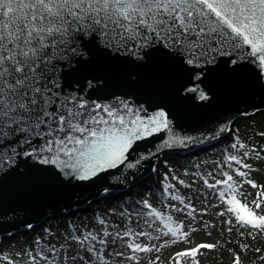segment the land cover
Returning <instances> with one entry per match:
<instances>
[{"label":"snow or ice","instance_id":"1","mask_svg":"<svg viewBox=\"0 0 264 264\" xmlns=\"http://www.w3.org/2000/svg\"><path fill=\"white\" fill-rule=\"evenodd\" d=\"M93 48L136 64L144 63L151 51L162 49L178 57L186 73L197 79L207 74L209 66L216 67L222 57H232L223 61L230 70L244 69L251 63L264 69V0H0V178L32 167L68 183L86 182L125 165L136 142L170 128L163 110L145 119L141 115L143 105L134 106L131 98L94 97L93 93L104 86L101 79L85 77L68 86L69 74L80 72L90 62ZM200 99L208 100L209 96L201 92ZM186 139L173 136L171 142L164 143L172 147L184 144ZM238 145L245 147L237 141L232 148ZM248 155L244 153L245 158ZM226 159L229 166L234 162L251 171V165L236 155ZM136 164L128 162L126 166L133 168ZM248 171L237 169L235 175L246 177ZM222 175L224 179L215 184L204 179L208 189L227 187V193L220 190L218 198L228 207L218 215L232 213L240 226L264 233V215L254 210L260 209L264 201V186L250 179L243 181L252 188H261L252 208L237 199L244 194L237 191L233 175ZM172 187L166 184L165 194ZM171 199L183 205L174 211L187 209L186 215L196 219L193 214L197 210L191 203H185L178 194H172ZM142 207L148 211H133L140 217L160 219L167 229L162 234L170 235L172 243L187 238L183 224L173 228L172 217L162 216L147 200ZM127 215L126 230L109 231L105 221L99 219L103 226L100 232L85 231L77 236L73 230L70 239L79 247L62 246L59 256L54 248L49 251L63 264H113L117 258L120 264H139L138 254L159 253L167 241L159 246L139 242L141 237L151 241L160 236L134 230L132 213ZM144 222L152 228L149 220ZM225 223L231 225L232 221ZM215 247L201 243L177 252L173 260L181 264L178 257H191L194 264H199L196 254ZM38 255L53 264L43 253ZM29 256L36 261L31 253ZM158 261L159 256L149 258L147 264ZM233 264H241L239 256Z\"/></svg>","mask_w":264,"mask_h":264},{"label":"water","instance_id":"2","mask_svg":"<svg viewBox=\"0 0 264 264\" xmlns=\"http://www.w3.org/2000/svg\"><path fill=\"white\" fill-rule=\"evenodd\" d=\"M90 55V62L80 72L69 74V87L73 81L85 77L101 79L104 86L93 93L94 97L131 98L134 106L143 105L145 111L141 115L145 119L163 110L170 128L136 142L125 165L86 182L68 183L32 167L3 176L0 178V241L18 233H29L46 220L65 216L123 191L146 175H155V163L161 161L163 154L185 155L212 146L228 135L236 120L264 113L261 84L264 69L256 63L230 70L223 61L232 57H222L216 67L209 66L207 74L197 79L186 73L178 57L162 49L148 53L142 64L113 58L95 48ZM193 88L197 91H189ZM201 92L209 99L201 100ZM221 128L226 130L221 132ZM173 136L189 139L182 145L165 146L164 142H171ZM128 162L136 166L128 168Z\"/></svg>","mask_w":264,"mask_h":264},{"label":"rangeland","instance_id":"3","mask_svg":"<svg viewBox=\"0 0 264 264\" xmlns=\"http://www.w3.org/2000/svg\"><path fill=\"white\" fill-rule=\"evenodd\" d=\"M263 120L264 119L257 117L256 119L249 121L250 123L257 125L251 126L250 123L248 124L246 122L247 124H244L241 127V131L244 132L242 133L243 137L241 140L246 147L240 148L238 146L235 149L237 152L236 156L242 159L244 163L251 165V171L234 166V169L248 171L246 177H238L235 175L239 183V189H248L253 195H256L257 188H252L249 184L243 183V181L250 179L259 186L261 181H264V135H261L264 133ZM253 149L255 151H253ZM245 152L249 153L246 158L244 157ZM257 153H259V156H257ZM202 155L204 156V153H202ZM184 159V157H181L180 159L172 158V163H179L180 161L182 165L186 166H183V169L179 172L182 177L181 179L174 182L172 180L170 181V184L173 185V187L169 189L175 190V188H177L179 192L170 194L180 195L185 203H191V205L196 208L197 212L193 214L196 217L195 220H192L191 217L186 215V212L188 211L187 209H185L184 212L174 211L173 209L175 207L182 208L183 205H181L179 201L172 200L171 196L167 197L163 202H159V199L155 198L156 196L152 188L147 189L143 199L147 200L149 203L152 202V207L160 212L162 216H171V226L173 228L177 225L183 224L182 231L188 232L187 238L177 243H172L171 241L173 238L170 235L164 236L162 234L163 232H166L167 229L163 227V223L160 219L155 216H138L135 211H133L134 209L142 210L141 207L138 206V203L130 197H124L123 200H119V195L111 196L112 198L110 199L111 201L109 200V208H107L108 206L105 205V203L98 204V209L100 210V216H98V219L91 218L90 222L86 220L77 222L76 226L72 228L76 230L75 235L80 236L85 231L100 232L103 226L99 224V219L105 221L109 226V231L126 230L125 225L129 223V217L127 214L131 212V227H133L134 230L148 231L152 236H160L159 240L151 241H149L147 237H141L139 238V242L148 245L156 244L159 246L167 241L165 247L162 248L159 253L152 252L139 254L141 257L139 264H147L149 258L156 259L157 256H159L158 264H175L173 257L177 252L195 248L201 243H211L216 245V247L212 250L201 249L200 252L196 254L195 259L199 261V264H212L209 261H212L213 255H216L219 252V248L222 247L224 236L226 234V223L218 217V211L214 207L215 203L219 201L217 193L214 188L208 189L205 186L202 176L204 175V172H208L207 169L209 168L219 170V161L217 159L212 160L208 157H204L196 162L186 163ZM232 163L233 165H237L234 162ZM180 180L184 181V184H180ZM123 201H126V203L122 204ZM59 219L64 218L59 217L48 221L46 225L47 227H50L49 230L51 232L43 230V232L46 233L33 243L31 250L22 255L23 258H18L17 256L10 258V255L12 253L14 254L22 243L21 234L12 237V239H10V244L0 251V263L7 264V260L4 259L6 257L8 260L12 261V264H48L46 260L40 259L38 255L39 253H43V255L47 256L50 260H53V264H63L62 260H57L53 257V254L49 249L54 248L59 256L62 255V246L63 248H67L70 244L75 245V242L70 239L73 232L65 229L64 223L63 225L61 224L60 230L57 229L54 223ZM145 219L149 220L152 224V228H149L148 225L145 224ZM205 222L208 224L207 227H205ZM156 228H160L161 231H154ZM193 228L195 231H192ZM38 241L39 243H37ZM75 246L79 247L78 245ZM29 253L36 257L35 262L32 261ZM177 259L181 261V264H194L191 257H178ZM240 260L241 264H243L244 258L241 257ZM113 264H120L119 259L117 258L114 260ZM125 264H134V262L126 261Z\"/></svg>","mask_w":264,"mask_h":264},{"label":"trees","instance_id":"4","mask_svg":"<svg viewBox=\"0 0 264 264\" xmlns=\"http://www.w3.org/2000/svg\"><path fill=\"white\" fill-rule=\"evenodd\" d=\"M258 117L264 119V114ZM256 118L257 117L252 118L250 120H239L236 123H234L229 135L223 138L222 140H220L219 143L215 145L213 148H211L209 151H207L204 156L194 154L189 158L186 157L188 161H192V162H196L197 160L204 157H208L212 160L217 159L219 161L220 169L218 171L215 169H208V172L203 173L204 174L202 176L203 179H207L209 183L215 184L216 180L224 179L222 173L227 172L229 175H233L234 180L237 181L238 183V180L233 173L234 165L231 162L229 166V162L227 161L226 158L230 155H237V152L235 150L236 148L235 149L232 148V144L236 143L237 141H239V143L244 144L243 141L241 140V138L243 137L241 127L246 122L250 123L249 121H252ZM252 125H257V124H252ZM173 156L174 155L171 154L170 155L166 154L165 156H163L164 166L160 170V176H162V178H159L160 181L158 185H155L150 180L151 178L148 177L132 185L129 190L134 194H136L137 196H140L141 194H143V191H145V186L152 184L157 193L162 195L165 194L164 186L167 184L166 178L176 177L177 171H180V168L182 167L181 163H176V164H171L172 162L169 163L170 160H172ZM237 167H239V165ZM209 173H211L212 175L209 176ZM163 177H165V179H163ZM261 186H264V182ZM214 189L216 190L217 195L220 190H224L226 193L228 191L226 186H221V185H218ZM237 191L242 192L244 194L243 197L237 196V199H240L241 202H246L249 207L254 208L253 202L260 196L261 188L257 190L256 196H253L248 189H239V185ZM122 194H127V193L125 192ZM138 200L140 206L142 207L143 200L140 197L138 198ZM214 207L219 213V212H225L228 205L219 199V201L215 203ZM144 210L148 211V209H144ZM254 210L258 214L264 215V201H262L260 209L254 208ZM77 214L80 213H76L74 217L78 216ZM71 217L69 216L68 219L71 220ZM218 217L222 219L223 222L227 220H231L232 224L229 225L226 223V234L224 236L222 247L219 248L218 250L219 252L216 255H213L212 261L209 262H211L212 264H233L234 258L239 256L240 258L241 257L244 258L243 264H264V233L248 226H244V227L240 226L239 224L236 223L235 215L232 213L226 212L224 216L219 215ZM46 224L47 222L44 223L40 228L34 230L32 232V237H29L28 235H21V239L23 242L22 246L24 251L30 248V245L33 243V241L36 238V233L38 231H41L43 228H45ZM229 227H231V231L228 230ZM7 242L8 241L6 240L2 241L0 244V248H4Z\"/></svg>","mask_w":264,"mask_h":264},{"label":"bare ground","instance_id":"5","mask_svg":"<svg viewBox=\"0 0 264 264\" xmlns=\"http://www.w3.org/2000/svg\"><path fill=\"white\" fill-rule=\"evenodd\" d=\"M253 117H251V118H247L246 120H250V119H252ZM247 124V123H246ZM195 155H197V154H195ZM191 157V156H190ZM174 158H178V156H174ZM189 158V157H188ZM179 159V158H178ZM185 161L186 160H188L187 158L186 159H184ZM172 162V160H170V162L169 163H171ZM164 166V163H163V158L161 157V161H157L156 163H155V175H153L154 176V178H156V180H159V178H162V176H159L160 175V170H161V168ZM210 169V168H209ZM218 171V170H217ZM163 179H165V177H163ZM160 181V180H159ZM170 181H171V178H166V182H167V184H170ZM135 184V183H134ZM133 185V184H132ZM128 188V187H127ZM130 193H133V192H130ZM170 193H175L174 191H170ZM128 197L127 198H133L135 201H137V199L139 198V197H141L142 195H140V196H137L136 194L134 195V197L132 196V195H127ZM34 229H32L29 233H21L22 235H29V234H31L32 233V231H33ZM10 239H12V237H10V238H6V241H8V243L10 244ZM18 245V244H17ZM139 255V254H138Z\"/></svg>","mask_w":264,"mask_h":264}]
</instances>
